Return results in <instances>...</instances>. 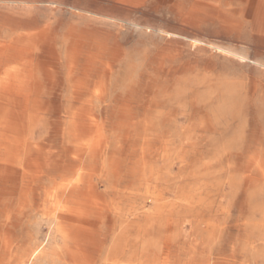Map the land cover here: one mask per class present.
<instances>
[{"label":"bare ground","instance_id":"6f19581e","mask_svg":"<svg viewBox=\"0 0 264 264\" xmlns=\"http://www.w3.org/2000/svg\"><path fill=\"white\" fill-rule=\"evenodd\" d=\"M245 1L192 11L264 37V0ZM75 10L63 37L61 21H5L39 31L0 42V264H264V127L253 116L249 129V81L176 64V45L262 73L264 61L248 45Z\"/></svg>","mask_w":264,"mask_h":264},{"label":"rangeland","instance_id":"374dc122","mask_svg":"<svg viewBox=\"0 0 264 264\" xmlns=\"http://www.w3.org/2000/svg\"><path fill=\"white\" fill-rule=\"evenodd\" d=\"M169 1L160 3L157 0H140L138 3L130 4L122 3L118 0H1L0 42L4 40L9 43L16 38H27L31 33L39 31L8 27L5 21L27 22L30 20L42 25L40 27L56 26L57 22L61 21L63 24L59 26L58 32L63 37L70 29V21L77 16L75 13L78 11L75 9L81 8L124 20L140 21L146 25L168 27L185 34L194 33L205 38L209 37L211 39L233 42L238 45H248L254 51V53H251L250 58L252 60L259 58L264 61V37L254 33L249 25L240 31L226 30L221 28L217 21L206 14L199 13L194 15L192 9L196 0ZM222 1L231 4H246L244 0ZM184 20L190 23H186ZM43 46L45 45L38 43L30 50L38 57L45 50ZM176 46H179L183 53L181 58L177 59L175 63L182 64L183 67H196L198 71L204 67H214L218 73H222L224 67H229L227 72L231 78L241 79L246 75V80L249 81L245 95L249 129L251 128L253 116L258 117L264 127V86L258 85L254 87L252 83L256 79H263L262 81L264 82V73L253 69L254 65L251 63L246 66L236 61L218 57L212 60L210 54L204 51L191 54L189 46L185 43L177 44ZM144 48L139 43H133L128 45L125 51L128 58L132 57L136 65L142 66ZM155 52L156 49H153L152 54ZM234 132L235 127L231 130V134L233 135ZM15 194L13 196L12 194L7 195V199L10 200V204L14 203L16 208L21 205L20 203L18 204V201L21 202V194L18 192H15Z\"/></svg>","mask_w":264,"mask_h":264}]
</instances>
